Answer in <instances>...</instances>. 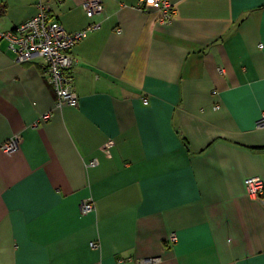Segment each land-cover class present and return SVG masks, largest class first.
I'll return each mask as SVG.
<instances>
[{
  "label": "crops",
  "instance_id": "crops-1",
  "mask_svg": "<svg viewBox=\"0 0 264 264\" xmlns=\"http://www.w3.org/2000/svg\"><path fill=\"white\" fill-rule=\"evenodd\" d=\"M41 1L69 32L100 26L73 48L78 106L0 38V264H264L245 182L264 181V0H170L169 23L142 0H0V32Z\"/></svg>",
  "mask_w": 264,
  "mask_h": 264
},
{
  "label": "built area",
  "instance_id": "built-area-1",
  "mask_svg": "<svg viewBox=\"0 0 264 264\" xmlns=\"http://www.w3.org/2000/svg\"><path fill=\"white\" fill-rule=\"evenodd\" d=\"M84 9L90 16L101 14L104 11L103 0H86L83 3ZM141 8L144 10H156L159 14V21L169 23L175 17V7L170 0H142ZM50 6L41 1L38 4V12L14 29L0 32V38L9 42V48L14 52L17 61L26 62L36 57L46 61V70L50 82L57 93L58 106H78L80 96L73 87V69L79 63L73 53L74 46L87 34L97 29L100 24L92 23L87 28L69 32L64 25L56 19L50 18ZM46 114L44 118H48ZM258 126L264 127V111L258 120ZM114 141L109 140L103 146L108 151ZM19 147V137H13L2 144V148L8 152H14ZM97 159L90 162L96 165ZM248 192L252 196L261 197L264 195V181L259 177H248L245 180ZM95 209V201L89 196L81 203V211L87 214ZM171 242L177 241V236L172 233ZM94 246H99L94 243ZM161 260V257L153 256L143 258L140 264H153Z\"/></svg>",
  "mask_w": 264,
  "mask_h": 264
},
{
  "label": "trees",
  "instance_id": "trees-1",
  "mask_svg": "<svg viewBox=\"0 0 264 264\" xmlns=\"http://www.w3.org/2000/svg\"><path fill=\"white\" fill-rule=\"evenodd\" d=\"M6 11H7V6H6V4H1V3H0V16L5 15Z\"/></svg>",
  "mask_w": 264,
  "mask_h": 264
}]
</instances>
